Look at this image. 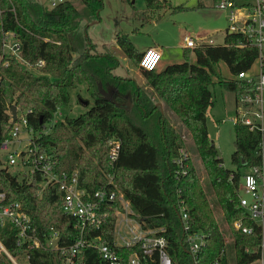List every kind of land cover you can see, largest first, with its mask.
I'll return each instance as SVG.
<instances>
[{
  "label": "trees",
  "instance_id": "trees-1",
  "mask_svg": "<svg viewBox=\"0 0 264 264\" xmlns=\"http://www.w3.org/2000/svg\"><path fill=\"white\" fill-rule=\"evenodd\" d=\"M82 1L94 13L103 7V0ZM145 3L148 11L142 13L144 21L153 20L157 9L183 8L169 4L168 0H145ZM81 18V12L71 0L50 7L39 0H0L3 30L18 34L26 59L46 62L39 71L29 70L15 60L4 68L0 83V138L7 137L11 128L9 105L31 108L29 126L36 132L42 131L38 137L41 146L55 149L52 154L58 171L78 170L81 183L91 192L106 182L112 170L108 158L110 142L118 140L116 180L144 223L152 228H164L169 254L177 264H193L179 213V201L184 200L193 228L207 235L198 264H212L226 248V238L202 176L191 161L185 135L166 115L165 105L179 117L195 141L224 220L234 236L236 264H249L259 258L262 226L245 217L239 199L242 175L239 167L261 162L256 152L260 132L235 125L232 161L238 169H229L223 166V158L209 136L207 125V111L214 103L212 84L218 82L234 91L237 99L254 94V83L235 75L251 68L258 57L257 48L237 46L242 36L228 32L224 43L187 47L184 61L168 64L161 70H147L140 66L144 52L137 49L127 33H118V46L139 68L151 92L132 78L113 72L120 65L113 52L93 51L95 45L79 30ZM2 42L0 30V52ZM191 53L194 62L190 60ZM220 61L227 64L233 77L216 67ZM83 82L94 100L92 107L78 116L57 120L45 132L44 126L53 113L70 102V89ZM129 98L133 100L131 106ZM182 156L185 159L179 165L176 161ZM42 184L39 174L31 182L20 181L2 166L0 159V192L6 194L7 202L22 203L31 215L42 245L39 248L26 243L18 245L17 230L10 224H0V239L15 257L27 253L32 264H57L58 253L47 244L49 234L57 231L61 244H70L78 234L73 219L63 211L59 186L50 185L40 195ZM238 218H244V224L253 227L252 233L233 228ZM113 225L111 216L107 239L112 236ZM222 261L229 264L226 253ZM0 264L12 263L4 255Z\"/></svg>",
  "mask_w": 264,
  "mask_h": 264
},
{
  "label": "built area",
  "instance_id": "built-area-1",
  "mask_svg": "<svg viewBox=\"0 0 264 264\" xmlns=\"http://www.w3.org/2000/svg\"><path fill=\"white\" fill-rule=\"evenodd\" d=\"M60 1L63 0H51V5ZM214 5L227 11L228 32L242 36L237 46H254L258 50L255 60L258 62L257 71L251 72L254 62L249 70L235 75L239 79L254 83V94H245L237 99L238 111L232 120L235 125L242 124L250 130L260 132L256 152L261 162L246 166L247 170L242 173L239 182V199L246 212L245 217L262 226L261 255L249 264H264V0H215ZM0 30L3 34L0 83L4 68L13 60L33 71H39L45 66L44 59L31 62L24 57L21 39L15 31L3 30L1 24ZM185 41L186 46L191 49L203 45L197 37L189 33L185 35ZM162 55L159 48H148L141 57L140 66L147 70H156ZM12 105H16L15 118L11 110ZM12 105H9L7 110L11 128L7 137L0 138V151H9L11 144H21L24 140L27 142L23 147L9 151L6 169L9 171V166H14L16 170L10 172L20 181L31 182L37 174L41 175L43 184L40 195L50 185H58L63 193V211L73 219L72 224L78 234L70 244H61L57 231L49 234L47 244L58 253L57 264H177L169 254L164 228L147 226L116 180L115 161L120 150L118 140L112 139L110 142L108 158L112 170L108 172L106 182L91 192L81 183L78 170L58 171L57 160L52 154L55 149L41 146L38 137L42 131L36 132L29 126L32 109ZM20 110L23 111L22 114L19 113ZM22 128L29 134L24 136L25 138H20ZM44 131H49L46 130V125ZM183 153L181 150V154ZM183 159L184 156L179 157L176 162L182 165ZM179 213L185 232L184 242L193 264H198L199 254L207 242V235L204 231L193 228L184 200L179 201ZM111 216L114 218V225L112 236L107 239V225ZM0 224H10L16 228L18 245L26 243L31 248H39L42 245L35 234L31 215L21 202H7L4 192H0ZM233 228L247 234L253 231L252 226L244 224V218L236 219ZM55 240L58 241L55 243ZM225 253L226 248H223L220 257L212 264H223ZM4 255L12 264H32L29 254L15 257L0 239V259Z\"/></svg>",
  "mask_w": 264,
  "mask_h": 264
},
{
  "label": "rangeland",
  "instance_id": "rangeland-1",
  "mask_svg": "<svg viewBox=\"0 0 264 264\" xmlns=\"http://www.w3.org/2000/svg\"><path fill=\"white\" fill-rule=\"evenodd\" d=\"M51 6V0H39ZM81 12V24L79 30L84 33L92 44L94 52L105 53L113 52L120 60V65L114 68L113 72L119 76L130 77L139 85L153 91L148 85L147 80L141 74L139 68L127 57L116 42L118 33H127L137 47L142 52L151 46L166 47L164 57L160 61L156 70H161L168 64L178 63L185 60L184 36L189 33L205 41L218 44L225 41L229 21L227 11L215 7V0H172L174 6L179 5L183 8L172 10L171 8L154 11L157 13L153 20L144 21L143 12L148 11L145 0H103V7L97 12H92L82 0H71ZM160 16V17H159ZM191 49V47H188ZM191 61H195L194 53H191ZM258 62H255L251 70L257 71ZM216 67L226 76L233 77L227 64L220 61ZM213 92L214 103L207 111V125L209 136L216 145L219 155L223 158V166L229 169H238L232 161L235 151L236 130L233 118L237 115V98L232 90L221 86L218 82L210 86ZM70 102L53 113L52 119L46 124V130H50L56 120H62L66 116L75 117L89 110L94 104L93 98L87 90L86 82L70 89ZM156 97V93H153ZM86 98V99H84ZM157 98V97H156ZM89 100L87 105L82 100ZM157 100H159L157 98ZM131 106L133 100L128 99ZM162 104L161 101H159ZM162 106V105H161ZM166 115L178 130L185 135L188 152L191 161L197 172L202 176L204 188L213 205L215 215L221 225L222 233L226 238V255L229 264H236L234 236L224 220L223 212L219 206L210 181L207 177L201 156L195 141L179 117L167 106ZM23 113L22 110L19 111ZM28 132L22 128L20 138L26 136ZM25 138V137H24ZM27 141L21 144H11L10 150L23 147ZM9 150V151H10ZM7 150L0 151L2 166L7 168ZM241 173L247 170L246 166L239 167ZM16 168L9 166V171L14 172ZM25 263V261H24Z\"/></svg>",
  "mask_w": 264,
  "mask_h": 264
},
{
  "label": "crops",
  "instance_id": "crops-1",
  "mask_svg": "<svg viewBox=\"0 0 264 264\" xmlns=\"http://www.w3.org/2000/svg\"><path fill=\"white\" fill-rule=\"evenodd\" d=\"M168 2H169V4L173 5V4H172V0H168ZM173 6H174V5H173ZM227 33H228V32H227ZM197 39H198V38H197ZM184 41H185V36H184ZM198 41H199V40H198ZM199 42L202 43V44L210 43V41H209V42H205V41H202V40L199 41ZM224 42H225V41H224ZM224 42H223V43H224ZM212 44H214V43H212ZM218 44H220V43H218ZM151 47L159 48V49L162 51V54H163V55H162V58L164 57L165 51L168 50L166 47H162V48H161L160 46H151ZM151 47H148V48H151ZM182 47H183L184 49L187 48V46H186V41L184 42V44H183ZM148 48H147V49H148ZM147 49H145V50H147ZM145 50H144V51H145ZM144 51H143V52H144ZM190 60H191V55H190ZM144 78H145V77H144Z\"/></svg>",
  "mask_w": 264,
  "mask_h": 264
},
{
  "label": "water",
  "instance_id": "water-1",
  "mask_svg": "<svg viewBox=\"0 0 264 264\" xmlns=\"http://www.w3.org/2000/svg\"><path fill=\"white\" fill-rule=\"evenodd\" d=\"M82 103L83 104H85V105H87L89 102L87 101V100H82ZM158 104H160V103H158ZM11 110H12V112H13V115H14V118L16 117V105H12V107H11ZM45 127V126H44ZM58 240H55V243L57 242Z\"/></svg>",
  "mask_w": 264,
  "mask_h": 264
}]
</instances>
